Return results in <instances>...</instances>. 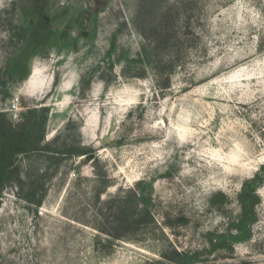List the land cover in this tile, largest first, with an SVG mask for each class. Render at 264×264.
<instances>
[{
  "label": "rangeland",
  "instance_id": "1",
  "mask_svg": "<svg viewBox=\"0 0 264 264\" xmlns=\"http://www.w3.org/2000/svg\"><path fill=\"white\" fill-rule=\"evenodd\" d=\"M41 107L0 264H264V0H0V112Z\"/></svg>",
  "mask_w": 264,
  "mask_h": 264
},
{
  "label": "trees",
  "instance_id": "2",
  "mask_svg": "<svg viewBox=\"0 0 264 264\" xmlns=\"http://www.w3.org/2000/svg\"><path fill=\"white\" fill-rule=\"evenodd\" d=\"M38 110L39 112H42L41 120L37 121L35 118H32L21 129L13 127L12 124L6 120L5 113L0 112V197L6 186L13 181V177L17 173L16 159L18 156L30 153H53L50 150L49 143L45 142L44 139V125L47 121L48 111L47 107H41ZM36 112L37 109H33V113ZM37 128L40 132L38 136H35ZM90 154L91 151L87 150L85 146L76 153L79 157L89 156ZM258 179H264V164L258 172ZM40 203L41 202L38 201L36 205H40ZM239 203L241 209L239 223L240 225H244L253 212L254 205L256 204L254 191L249 188V184L247 183L242 185L241 193L239 194ZM126 209L127 206L124 205V203L121 205L119 202H116L109 208L111 213L110 217L118 223L119 221H122V216L126 213ZM142 218L149 219V213L145 212ZM139 224L138 221L132 219V222H130L124 230L126 229V233L135 232L137 231V225ZM117 227L118 226L111 228L114 232H101L110 237V243L111 241L121 240L126 237L124 236L125 232L122 235L119 234V231L122 230V228ZM175 254L177 255V253ZM168 260L171 263H177V260L173 257Z\"/></svg>",
  "mask_w": 264,
  "mask_h": 264
},
{
  "label": "water",
  "instance_id": "3",
  "mask_svg": "<svg viewBox=\"0 0 264 264\" xmlns=\"http://www.w3.org/2000/svg\"><path fill=\"white\" fill-rule=\"evenodd\" d=\"M92 157H93V156H88V157H87V160H90Z\"/></svg>",
  "mask_w": 264,
  "mask_h": 264
},
{
  "label": "built area",
  "instance_id": "4",
  "mask_svg": "<svg viewBox=\"0 0 264 264\" xmlns=\"http://www.w3.org/2000/svg\"><path fill=\"white\" fill-rule=\"evenodd\" d=\"M13 108H16V106H13Z\"/></svg>",
  "mask_w": 264,
  "mask_h": 264
}]
</instances>
